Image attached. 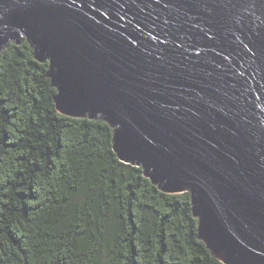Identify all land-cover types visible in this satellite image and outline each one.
Instances as JSON below:
<instances>
[{
    "label": "water",
    "instance_id": "obj_1",
    "mask_svg": "<svg viewBox=\"0 0 264 264\" xmlns=\"http://www.w3.org/2000/svg\"><path fill=\"white\" fill-rule=\"evenodd\" d=\"M25 41L60 114L189 193L219 261L264 264V0H0V57Z\"/></svg>",
    "mask_w": 264,
    "mask_h": 264
},
{
    "label": "trees",
    "instance_id": "obj_2",
    "mask_svg": "<svg viewBox=\"0 0 264 264\" xmlns=\"http://www.w3.org/2000/svg\"><path fill=\"white\" fill-rule=\"evenodd\" d=\"M28 42L0 57V264H224L189 193L122 162L104 121L57 111Z\"/></svg>",
    "mask_w": 264,
    "mask_h": 264
}]
</instances>
